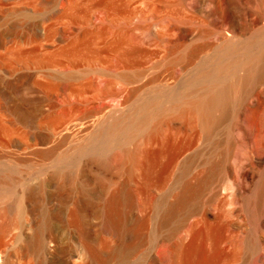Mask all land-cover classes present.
Wrapping results in <instances>:
<instances>
[{"label": "bare ground", "instance_id": "obj_1", "mask_svg": "<svg viewBox=\"0 0 264 264\" xmlns=\"http://www.w3.org/2000/svg\"><path fill=\"white\" fill-rule=\"evenodd\" d=\"M0 264H264V0H0Z\"/></svg>", "mask_w": 264, "mask_h": 264}]
</instances>
